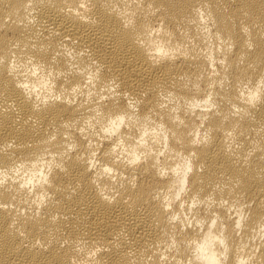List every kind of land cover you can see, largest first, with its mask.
Listing matches in <instances>:
<instances>
[{"label":"bare ground","instance_id":"bare-ground-1","mask_svg":"<svg viewBox=\"0 0 264 264\" xmlns=\"http://www.w3.org/2000/svg\"><path fill=\"white\" fill-rule=\"evenodd\" d=\"M0 264H264V0H0Z\"/></svg>","mask_w":264,"mask_h":264}]
</instances>
